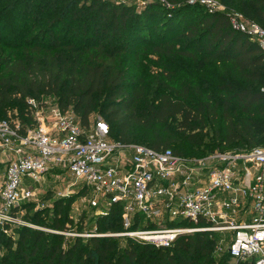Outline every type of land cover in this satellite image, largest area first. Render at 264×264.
Masks as SVG:
<instances>
[{
    "label": "trees",
    "instance_id": "trees-1",
    "mask_svg": "<svg viewBox=\"0 0 264 264\" xmlns=\"http://www.w3.org/2000/svg\"><path fill=\"white\" fill-rule=\"evenodd\" d=\"M191 1L158 0L134 7L107 0L83 5L80 0H38L29 14L34 28L23 34L15 22V27L5 25L0 31V120L12 114L23 126H32L28 100L52 97L83 126L102 117L111 139L124 144L171 150L188 158L217 150L264 148V51L232 28L227 13L210 12L200 0ZM219 1L264 28V0ZM147 51L161 61L184 58L228 65L242 87L221 86L217 100L188 90L169 92L139 106L144 92L127 83L126 60ZM14 109L20 111L18 116ZM79 193L86 197L88 187ZM62 202L55 201L57 213L65 207ZM92 222L97 235L123 232L122 206ZM203 225L208 224H198ZM52 229L63 231L66 225L57 217ZM225 237L231 240L232 234ZM222 238L205 231L180 235L168 248L118 237H93L86 244L77 240L65 246L62 235L24 229L16 239L0 232V248L6 250L0 264H227L226 259L232 260L227 250L222 260L214 255Z\"/></svg>",
    "mask_w": 264,
    "mask_h": 264
},
{
    "label": "built area",
    "instance_id": "built-area-1",
    "mask_svg": "<svg viewBox=\"0 0 264 264\" xmlns=\"http://www.w3.org/2000/svg\"><path fill=\"white\" fill-rule=\"evenodd\" d=\"M199 2L210 12L227 13L232 28L264 51L260 24L216 0ZM28 104L32 126L0 120V157H5L0 162H6L0 223L35 197L25 179L39 181L50 172H67L92 189L88 202L98 216L122 206L124 231L112 234L118 238L168 248L180 235L228 230L231 264H264V148L182 157L171 150L114 141L100 116L83 126L72 111L64 113L56 104L35 99ZM169 223L180 225L164 228Z\"/></svg>",
    "mask_w": 264,
    "mask_h": 264
},
{
    "label": "rangeland",
    "instance_id": "rangeland-1",
    "mask_svg": "<svg viewBox=\"0 0 264 264\" xmlns=\"http://www.w3.org/2000/svg\"><path fill=\"white\" fill-rule=\"evenodd\" d=\"M84 1L80 0L81 5L84 3L88 4L91 0ZM154 1L156 2L158 0H117L113 2L142 7ZM159 1L161 2V0ZM216 1L220 2L230 11L236 10L229 7V4H224L219 0ZM22 2H24V5L21 7ZM37 2L38 0L32 2L26 0H17V2H14V0H2L0 10L3 9L2 13L4 15L0 18V23L3 22L0 24V31L3 33V26L5 25L13 24V27H15V22L19 23V28H21L23 34L27 33L31 28H34L29 22V14H32ZM9 4H11L10 7L4 10L5 6ZM246 18L251 20L248 17ZM126 67L129 69L127 83L133 90L144 92L142 99L139 101V106H144L161 94L169 92H183L188 90L190 93L204 95L206 98L212 96L213 99L217 100V94H220L222 91L221 86L223 88L233 85L235 88L242 87V83L236 80L237 76L228 65L205 64L201 61L193 62L184 58L161 61L150 54L149 51L138 56L132 55L129 57L126 60ZM167 73L171 74L172 79L166 76ZM42 100L41 102L56 104V100L52 97H45ZM103 102L104 98L100 97L99 106ZM13 114L18 116L20 111L14 109ZM98 114V112L95 113V115ZM10 115L12 116V120H16L13 119L14 116L12 114ZM237 115L240 114L237 113ZM218 122L221 124L222 119L219 118ZM2 159H5V157H0V160ZM5 163L0 162V182L4 180ZM25 183L34 191L35 197L30 201L31 205L23 208L20 207L18 211L12 213V216L0 223V232L4 233L5 238L13 237L16 239L24 229L41 231L51 235H62L65 238V246L75 243L77 240L86 244L93 237H116L109 233L96 234V228L92 219L97 216V210L91 209L88 202L89 197L93 195L92 189L88 187L89 193L86 197H81L79 190L87 185L82 181H76L69 173L63 172L57 174L50 172L40 176L39 181L27 178L25 179ZM60 199L63 200L62 203L65 207L57 213L58 208L56 207L55 201ZM57 217L60 220L62 219L67 230L56 231L52 229ZM237 218L239 219L240 215ZM245 220L249 221L250 216H247ZM214 232L223 236L224 239L222 238L223 241L219 240L218 247H222L221 249L225 251L230 242V240L226 241L225 236L232 234V232L228 230ZM121 239V241H124L125 238ZM224 251L216 250L214 255L216 258L222 260L225 258ZM0 252L2 255L5 254L6 250L0 248ZM232 262V260L226 259L227 264H231Z\"/></svg>",
    "mask_w": 264,
    "mask_h": 264
}]
</instances>
